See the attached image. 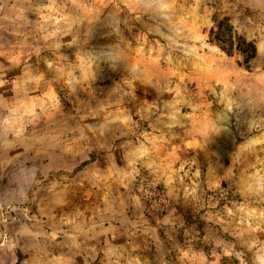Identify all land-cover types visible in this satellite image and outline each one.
Wrapping results in <instances>:
<instances>
[{
    "label": "rangeland",
    "instance_id": "rangeland-1",
    "mask_svg": "<svg viewBox=\"0 0 264 264\" xmlns=\"http://www.w3.org/2000/svg\"><path fill=\"white\" fill-rule=\"evenodd\" d=\"M0 264H264V0H0Z\"/></svg>",
    "mask_w": 264,
    "mask_h": 264
},
{
    "label": "trees",
    "instance_id": "trees-1",
    "mask_svg": "<svg viewBox=\"0 0 264 264\" xmlns=\"http://www.w3.org/2000/svg\"><path fill=\"white\" fill-rule=\"evenodd\" d=\"M210 40L219 45L227 54H232L234 50L238 51L241 56L246 60L251 58L255 49L252 44L245 43L244 41H235V36L228 22L220 20L216 26L211 29Z\"/></svg>",
    "mask_w": 264,
    "mask_h": 264
}]
</instances>
